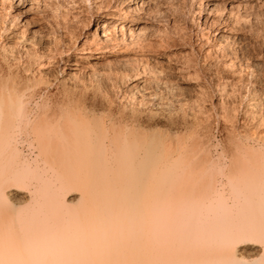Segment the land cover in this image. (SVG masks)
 Returning <instances> with one entry per match:
<instances>
[{"label": "bare ground", "instance_id": "obj_1", "mask_svg": "<svg viewBox=\"0 0 264 264\" xmlns=\"http://www.w3.org/2000/svg\"><path fill=\"white\" fill-rule=\"evenodd\" d=\"M93 1L95 14L92 17L84 20L78 15L72 16L73 25L67 17L61 19L64 22L61 24L62 32L58 34L61 30L58 21H54V28L50 27L48 19L51 20V17H45L46 8L39 1L0 0V264H264V248L257 245L244 244L230 250L235 241L264 240V146L255 149L234 141L235 152L231 153L230 164L223 166L219 160L214 161L209 156L208 148L205 149L203 143L207 141L200 137L198 128L209 131V127L204 124V119L202 123L194 117L198 109L193 115L194 120L190 123L182 121V126L174 132V140L169 136V141L168 136H161L158 130L151 131L153 125L148 123V118L147 122H143L134 114L130 119L115 118L114 115L98 117L95 115V102L88 105L75 100L77 95L75 98L71 97L72 94L69 96L66 87L61 90L62 96L59 92L48 90L53 82L50 79L53 68L57 81L64 87L65 82L81 76L84 70L87 72L86 69H91L89 72L93 73L95 67L102 64L113 67V63L115 69L122 67L124 74L121 76L126 75L124 78L128 74L132 76V73L136 76L137 66L131 68L136 61L144 62L142 67L139 64L141 68L145 67L144 70L152 66L145 63L154 61L156 65L155 59L141 52L144 48L140 51L142 54L133 60L129 56L115 60L130 45L141 44V48L142 45L145 48L150 46L147 51L157 46L158 41L143 37L147 28L146 20L141 17L143 12L157 11L152 10L157 5H153L156 0ZM262 6L264 4L259 0H225L223 11L218 14L221 15L219 21L209 18L210 10L204 21L208 20L212 26L221 24L222 29L209 36L213 44L205 48V55L216 53L229 43L239 42L234 32L238 24H234L248 12L264 8ZM160 44L158 42V46ZM156 46L152 48L154 52L162 50L161 46ZM233 67L237 68L233 65L229 69L235 71ZM125 68H129L128 71L131 69V74ZM163 71L166 74L167 69ZM172 72L166 75H172ZM212 72L210 81H216ZM239 72L244 74L241 70ZM238 73V80L236 74L235 77L234 74H226L223 79L226 82L211 86L218 96L214 101L210 102L212 91L211 97L201 96L204 95L201 91L207 87L202 86L201 95L197 93L200 95V106L205 105L204 101L209 98L205 106L211 109L214 106L217 108V105L222 107L224 98L228 100L236 92L238 96V91L242 90L241 84L248 81L246 75L243 77ZM134 76L131 81L135 84L131 90L140 88L146 79H134ZM207 78L203 77L201 82L205 80L203 83L207 84ZM107 103L109 110L111 104ZM201 108L204 109L203 106ZM228 115V121L232 120ZM261 137L259 140L262 139L264 144V137ZM23 145L32 148V158L22 157ZM219 176L237 183L235 196L246 206L255 205L251 214L242 210L238 215L242 220L229 219L224 207L220 206L224 211L222 214L219 207V212L208 208L215 201L218 191L215 179Z\"/></svg>", "mask_w": 264, "mask_h": 264}, {"label": "rangeland", "instance_id": "obj_2", "mask_svg": "<svg viewBox=\"0 0 264 264\" xmlns=\"http://www.w3.org/2000/svg\"><path fill=\"white\" fill-rule=\"evenodd\" d=\"M37 1H39V3L41 4V6L44 9L46 8L45 9V17L46 18H48L49 16L51 17V18L49 17L51 20L48 19V24L50 25V27H53V28H54V23L58 21L57 24L59 23L58 25H60V29H61V24H63L62 22H64L61 19L65 20L66 17H67V20L69 19L71 21L70 23H72L73 22L72 21L73 20L72 18L75 17L76 15H78L79 18H81V19L88 20L90 17H92L95 14V9H94V6H93L94 5L93 4L94 3L93 0H84V1L83 0H75V1L74 0H37ZM170 1L171 0H156V1H154V4L153 5H155V4H157V5H155L154 8L152 7L153 8L152 10L155 9L157 11H151L150 10V12L149 11L148 12H143V15L141 14V17L143 18V20H146L145 23H146V28H147V30H146L147 33H145L146 35H144L143 37H145L146 39L148 38V39H151V40H153L155 42L158 41L159 43H161L158 46V42H157L156 43L157 46L156 45L155 46L156 47H159V48L161 46L162 48H160V49H162L161 50L162 52L159 51V49L156 50V48H155V50L158 51V52H154V50H153L154 47H155L154 44H153L154 47H151V50H153V51H151L150 49H149L150 51L149 50L147 51V49L150 46H148V48H145L142 45V48H141V44H137V45H140V46H137L136 44H134V46L132 45V47H131V45L129 46V49H130V47L132 49V50L130 49L131 52H130L129 49H126V52H125L126 54L125 53L120 54V55L116 56V59H115V60H119V59L122 60V59H125V57L127 58L129 56L128 58L131 59V57H132V60H133L135 58V56H138L139 54H142L143 53L145 55H148V56L152 57L153 60L155 59L156 65L153 64L154 61H150L152 64L149 63V62H148L149 64L148 63H145L148 66L149 65H152V66L151 67L149 66V67H147L148 69H145L144 70L145 67L144 68H141L142 65H144L143 64L144 62L143 63L141 62L142 63L141 64L138 61H136V64H134V66H131V65H129V66H131V68L132 67L135 68V65H136L137 68H135V70L137 69L138 71L137 70L136 71L139 72L142 75H140L139 73L135 72L136 73L135 74L136 76H134L133 73H132V76H130L128 74V72L130 73L131 69H130V71H128L127 69H129V68H125L126 69L125 71H128L127 72L128 75H127L126 78H124L126 75L125 76H121V75L124 74L123 73L124 72V69L123 70L121 69L122 67L121 68H118L119 71H120V73H118L119 71H118L117 68H116L117 71L116 72L114 71V69H115L114 66L115 65L113 63L111 65L113 67L108 66V67H110V68H108V67H106L105 64L104 65L102 64V62H103L102 61L101 62L102 66L100 65L99 67H95V70L92 69L95 72L92 71L93 73H91V72H89L91 69H86L87 72L85 70H84L85 72L83 71L85 74L82 72L81 76L79 75L80 77L78 76L76 78H73L71 80H68L67 82H65L64 87H62L60 85L59 81H57V78H56L57 77V74H56V71H54V68H53L52 69L53 70L52 71L53 74L51 73L52 75H50V79L53 80V82H52L53 84L51 83V86H50V88H48V90L51 91V92H54V93L55 92L56 93L59 92L60 93V96H62V94H61L62 91L61 90H63L62 88H65L66 87L67 93L69 94V96H71L70 94H72L71 97L75 98L76 95H77V97L75 98V100H78L79 99L81 102L88 103V105L89 104H93L95 102L94 103L96 105L95 106V109L97 110V111H95V115L98 116V117L99 116L100 117L101 116L102 117H105L106 116L105 118H107L109 115H112V116L114 115L115 118L116 117L117 118L118 117L119 118L121 117V118H129L130 119V117L134 114L135 116H137L138 118H140L142 121L144 120L143 122H147V118H148V121H149L148 123H150V125H153L151 131H153V132L155 131L156 132L158 130L161 136H163L164 134H165V136H163V137H167L168 136L167 137L168 140H169V136H171L170 137V139L172 138L171 140H174V138H173V136L175 134L174 132L176 131V129L178 131L179 128H180V126H182L181 125V123H183L182 121L187 120V122L189 121L188 123H190V121L192 122V120H194V117L199 122H202L203 119H204V122H205L204 124L208 125L209 131H207L203 127H201V128L199 127L198 128L199 129V132L201 133L200 134V137L202 139H204V142L207 141V142L203 143V141L201 139V142L204 144V146H206L205 149L208 148L207 151H209V156L214 161L217 159V160L220 161V163L223 166H228L230 164V161H231V156L235 152V143H234V141L235 142L238 141V143L240 142L241 144L243 143L242 146H251V147H254L255 149L258 148L259 146H264V144H262V142H261L262 139L259 140V138L261 136L264 137V134H262V133H264V119H262V118H264V93L261 92V91H264V83H262V82H264V79H262V78H264V8H262L261 10L255 9V10H253L252 13L251 12L250 13L248 12V15L246 14L247 17L246 16L245 17L243 16L242 19H239L240 21L238 20V22L234 24V25H237L238 24V26L240 25V28L241 29L238 26H236V28H234L235 31L233 29V31L235 32V35L237 36V39H239L240 41L238 42V40H237V41L231 43L232 45L230 43H229L230 45L229 44L228 45H224L226 48L223 47V49L225 48L224 50L225 51H228L229 54H228V52H225L222 49V50H219L218 52H216L217 54L215 52H213L214 54L213 53H209L208 55H205V52H204L205 48L208 47V46H211L213 44L212 41H211V39L209 40V38L212 37L211 35H213L214 32H219L222 29V25L220 24V25L212 26V23L211 22H209L208 20L207 21H204V19H206V17L208 16V13L211 10V12L209 13V18L211 17V19L216 20V21H219L220 18H218V17H220L221 15H218V14H221L222 13V11H223L222 10L223 9V4H224L225 0H172L171 2ZM259 1H260L261 4H264V0H259ZM76 7H78V8H76ZM262 7H264V6H262ZM215 9H217V10H215ZM256 10H258L259 12H257ZM74 11H75V13H73ZM69 13L72 14V15L69 16ZM144 13H146V15ZM252 14H253V16H252ZM254 14H256V15H254ZM65 15H67V16H65ZM148 16H149V18H148ZM55 17H56V19H55ZM148 19H149V21H148ZM60 20H61V22H60ZM165 20H166V22H165ZM73 24L74 23H72V25ZM231 24H233V23H231ZM225 25H230V23H227V24L225 23ZM238 30H240V31L238 32ZM61 32H62V29L59 30V33L58 34H60ZM185 32H186V34H185ZM201 34H203V35H201ZM163 35L165 36V39H164V36ZM178 35H179V38H178ZM149 36H152V37L149 38ZM209 36H211V37H209ZM182 38H184V39H182ZM162 40H164V41H162ZM166 40H168V41H166ZM206 43H208V44H206ZM139 47H140V50H139ZM239 47L241 48V50H240ZM136 48L139 51H137ZM143 48L145 50H142ZM135 49H136V51H135ZM196 49H197V51H196ZM127 50H129V52H127ZM198 50H200V51H198ZM223 52H224V54H223ZM151 54H153L154 56L151 55ZM191 56H192V58H191ZM208 56H209V59H208ZM206 57H207V59H206ZM234 58H235V60H234ZM219 59H220V61H219ZM209 60H211L212 62L209 61ZM157 61H158V64H157ZM235 61H237L238 63L235 62ZM133 62L134 61H132L131 63H133ZM197 62H199V63H197ZM115 63H117V62H115ZM131 63H128V64H131ZM187 63L190 64L189 67H187L188 66ZM193 63H194V65H193ZM229 63L231 64V66H233V65L237 66V68L236 67L235 68L233 67L235 71L237 69H239V70L236 71V72L233 71V70H230L229 68H231V66L229 67V65H230ZM139 64H140L141 67L139 66ZM116 65H117V67H119V64H116ZM160 65L162 66L161 68L159 67ZM227 65H228L229 68H227ZM126 66H128V65H126ZM156 66H157V68H156ZM134 68H133V70H134ZM166 69H167V72H169V71H174V72L171 73L172 75L167 76L166 75L167 72L165 74L164 71H163V70L166 71ZM178 69L181 70V71H179ZM150 70L151 71L153 70L152 72H154V73L152 74V72H150ZM176 70H178L177 71L178 74L175 73ZM240 70H241V73H244V74H240V72H239ZM218 71H221V72H218ZM242 71H245V72H242ZM156 72H158V73H156ZM210 72L215 73V74L217 73L216 76H215V74H212L213 76L211 75L213 77V79L214 78H217L216 81L215 80L210 81V78H211L210 77V74H211ZM232 72H235V73H232ZM237 73H238V75L240 74V76L243 75V77H246L247 76L246 78H247L248 81H244L245 83L241 84L242 85V88L240 87L242 90L239 89L240 91H238L239 94H241L244 98L241 95L239 96V94H238V96H236L237 95V92L235 93L236 95H233L234 97L232 96V98L230 97V99L227 98L228 100H226L224 98L225 100L223 99L222 100L223 102L221 101L222 107H224V106H227L228 108L232 107L230 109H228L226 107L227 108V111H226V108L225 107H224L225 109H223L220 105H217L218 106L217 108H216V106L212 107L213 109H211L208 106H205V105H207V103L209 101V98H206V99H208V101L207 100L204 101L206 104L205 103H202V104H205V105H202L201 104L204 107V109H202L201 108L202 106H200V104H199L200 102H199V99H198V96L201 95V93H200L201 87L202 86H207V87H205V91L204 90L201 91V92H204V95H201V96L203 98L205 97V95H206V97H211V95L213 94V96L215 95L216 97L214 98L212 96V99L210 100V102L211 101H214L215 99H217L218 96L216 94H214L215 91H213V87L211 89V86H213L215 83H218V82H221V83L222 82H226V80L225 81L223 80V79H225L226 74H227V76H230V75L234 74L233 77H235V74H236V80H238L237 79V77H238L237 76ZM137 74L139 76H137ZM144 74H146L147 76L144 75ZM151 74L154 75V76H151ZM192 74H193V76H192ZM109 75H111V76H109ZM203 75H205V76H203ZM244 75H246V76H244ZM118 76H119V78H118ZM133 76H134V79H135V77H137V78L138 77H144V78H146L145 79V82H147V83L144 82V84L142 86H140V88L139 87L138 88H132V90H131V86L134 83V82L131 81L133 79ZM202 76L205 77V78H207V76L209 77V78L206 79L207 84L203 83V81L205 82V80H202V82H201V79L203 78ZM155 77H158L157 78L158 80ZM249 78H251V79L249 80ZM54 79H56V80L54 81ZM77 79H80V80H77ZM126 79H127V81H126ZM147 79H149V81ZM120 80H122V82L123 83L125 82V83L122 84V82ZM152 80L155 81L154 82L155 84L153 83ZM174 80H175V82H174ZM207 80H209L210 82H208ZM158 81H159L160 84H158ZM68 82H69L70 85L68 84ZM211 82H213V84ZM237 82L238 81H236L235 83H237ZM112 83H114V84H112ZM126 83H128V84H126ZM208 83H210V84H208ZM248 83H249V85H248ZM253 83H254V85L251 86ZM111 84L114 85L116 88L113 87ZM121 84L124 87L121 86ZM163 85H164V87H163ZM83 86H84V88H83ZM96 87H98V88H96ZM253 87H254V89L255 88L256 89L254 90ZM78 88H79V90H78ZM178 88L181 91H179ZM198 88H200L199 91H198ZM206 88H208V89L210 88L209 91H207L208 89H206ZM202 89H204V87H202ZM257 89H259L261 91H259ZM71 90H74V91L71 92ZM141 90H143V91H141ZM193 90H194V92H193ZM243 90H244V92H243ZM191 91H192V93H191ZM211 91H212V94H211ZM69 92H71V93H69ZM205 92H207L208 94L207 93L205 94ZM254 92H255V94H254ZM132 93H133V95H132ZM136 93L138 95H136ZM197 93H200V95L197 94ZM159 94H160V96H159ZM209 94H210V96H209ZM179 95H181V96H179ZM187 95H189V96H187ZM257 95H258V97H257ZM139 96H141V97H139ZM121 98H123V99H121ZM193 98H195L194 99L195 101L192 100ZM93 99H95V100H93ZM133 99H134L135 102L133 101ZM103 101H105V103ZM107 102L108 103L110 102L109 105L111 104V109H109V110H108V108H106L107 107V105H106ZM259 102H261V103H259ZM191 103H192V105H191ZM230 103H232V104H230ZM243 103H244V105H243ZM235 104H237V106ZM250 104H252V105H250ZM97 105H99V106H97ZM157 106L159 108H156ZM199 106H200V108H198ZM219 106H220V108H219ZM233 107H235V109ZM208 108L211 109V110L208 111L209 110ZM199 109H201V110H199ZM205 109H208V110H206V112H205ZM219 109L222 110V111L220 112ZM231 109H232V114H230L231 113ZM261 109H262V111H261ZM195 110H197V112ZM244 110H245V112H244ZM253 110H254V112H253ZM176 111H177V113H176ZM182 111H184V112H182ZM189 111H190V113H189ZM224 111H226V112H224ZM193 112H194V114H193ZM195 112L197 114H200V115H198L200 118L197 116V114ZM200 112H202V113H200ZM216 112L219 115H217ZM118 113H119V116H118ZM184 113H186V114L184 115ZM206 113H208V114H206ZM249 113H250V115L252 117L249 115ZM120 114H121V116H120ZM234 114L236 116H234ZM193 115H195V116L193 117ZM227 115L230 116L229 119L232 117L231 119L233 121L232 120H229L228 121ZM231 115H233V116H231ZM259 115H261V116H259ZM234 117H235V120L233 119ZM180 119H181V121H180ZM205 119H207V120L205 121ZM232 122L235 123V124H233ZM163 123H164V125H163ZM167 123H169V124H167ZM222 123H224V124H222ZM230 123H232V124H230ZM222 125H224V126H222ZM229 125H231V126H229ZM232 125H234V128H233ZM174 127H175V129H174ZM225 127H228V128H225ZM163 128H165V129H163ZM203 129H204V131H203ZM218 130H220V131H218ZM164 132H166V133H164ZM231 133H234V134L231 135ZM204 134H206V135H204ZM253 135H254V137H253ZM256 135H258L259 137L257 136L258 137L257 138ZM244 136H247V137L245 138ZM228 138H230V139H228ZM246 139H251V140H246ZM171 140H169V141H171ZM232 140H233V143H231ZM171 143H174V142L172 141ZM226 144L227 145L229 144V145L227 146ZM233 144H234V146H233ZM173 146H174V144H173ZM21 148H22L21 151H23L22 152L23 153V156H22L23 158H27V157L29 159L32 158V155L34 154V151H32V148L28 149L29 147H27V145H23V147H21ZM214 150H216V151H214ZM215 181H216L215 182V188H216V190L218 189V191L216 192L217 195L215 193V198H214L215 201L213 200L214 201V202H212L213 204L211 203V206L212 205L213 206L212 207L209 206L208 208H211V210H215V211L218 210V212H219V209L221 208L220 206H222V208L224 207L223 209H224L225 212L221 208L220 210H222V211H220V213L221 212L226 213V215L228 217L224 214L225 217H227L229 219L230 218H239V219L241 218L240 220H242V217L241 216H238V215L240 214V212L242 210L245 211V212H247V213H249V214H251L253 212V209H254L255 205L246 206L243 203L242 200L238 199L235 196V190L234 189L237 186V185H235L237 183H233V182L229 181L228 179H226L225 177H222V176L217 177L215 179ZM217 184H218V186H217ZM218 192H219V194H218ZM217 197H218V199H217ZM218 200H220L219 201V204L217 203L219 206H217V204H216V202H218ZM220 202L223 203V204H220ZM214 204H215V207H214ZM236 205L239 206V207H237ZM232 206H234V207H232ZM217 207H219V209ZM234 215H235V217H234ZM244 244L245 245L253 244V245H257L260 248H264V240H262V239H259V240L246 239L244 241L243 240L235 241L230 246V250L231 251L232 250H236L238 247L243 246Z\"/></svg>", "mask_w": 264, "mask_h": 264}]
</instances>
